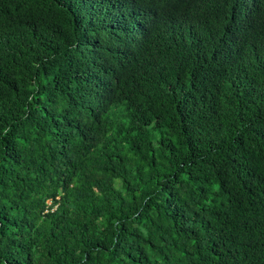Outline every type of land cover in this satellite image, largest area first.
Returning a JSON list of instances; mask_svg holds the SVG:
<instances>
[{
	"label": "trees",
	"instance_id": "1",
	"mask_svg": "<svg viewBox=\"0 0 264 264\" xmlns=\"http://www.w3.org/2000/svg\"><path fill=\"white\" fill-rule=\"evenodd\" d=\"M0 264H264V0H0Z\"/></svg>",
	"mask_w": 264,
	"mask_h": 264
}]
</instances>
